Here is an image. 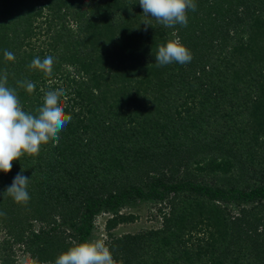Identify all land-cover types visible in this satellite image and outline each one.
I'll return each mask as SVG.
<instances>
[{
    "label": "trees",
    "instance_id": "1",
    "mask_svg": "<svg viewBox=\"0 0 264 264\" xmlns=\"http://www.w3.org/2000/svg\"><path fill=\"white\" fill-rule=\"evenodd\" d=\"M195 3L170 29L138 0H0V72L10 87L35 83L17 87L26 111L55 81L72 117L58 144L0 172V193L21 170L30 178L27 204L0 194V264L12 245L55 264L92 239L99 213L116 264H264V0ZM173 31L192 60L157 66ZM49 55L50 77L29 69ZM142 202L160 225L112 235L136 218L120 209Z\"/></svg>",
    "mask_w": 264,
    "mask_h": 264
},
{
    "label": "clouds",
    "instance_id": "2",
    "mask_svg": "<svg viewBox=\"0 0 264 264\" xmlns=\"http://www.w3.org/2000/svg\"><path fill=\"white\" fill-rule=\"evenodd\" d=\"M142 13L154 18L166 28L175 29L177 25L186 27L188 11L196 10L195 0H138ZM146 26L150 21L143 22ZM165 43L160 44L155 54L157 66L172 63L187 64L192 60L191 51L181 42L177 31L171 33ZM4 60L13 62V52L4 50ZM55 58L51 55L41 59L34 58L29 69L37 70L50 77ZM17 87L28 94L35 91L34 82L24 79L17 81ZM53 80L48 81L47 89L40 88L43 94L41 104L34 110H24L17 93V87L8 85V72H0V172L11 171L12 162L24 155H38L41 145L51 142L58 144L60 133L71 122V115L65 111L66 90L61 86L54 88ZM23 170L13 178L3 193L15 203L27 204L30 200V178ZM3 215V213H0ZM8 264H35L28 255L16 254L8 259ZM55 264H116L109 247L102 238L73 240L70 246L58 254Z\"/></svg>",
    "mask_w": 264,
    "mask_h": 264
},
{
    "label": "rangeland",
    "instance_id": "3",
    "mask_svg": "<svg viewBox=\"0 0 264 264\" xmlns=\"http://www.w3.org/2000/svg\"><path fill=\"white\" fill-rule=\"evenodd\" d=\"M43 25V24H42ZM43 38L45 35L39 34L35 39H32L34 46L40 47L42 46ZM157 204L150 202H142L139 203L135 207H124L120 209L121 213L124 214H133L136 218L131 222L120 223L117 224L113 229L110 230L112 235L119 236L123 233H139L151 228H157L160 225V216L157 212ZM109 213H99L95 215L93 219V229H92V239L102 238L105 240L107 245L109 238L106 235V231L104 229V222L107 217H109ZM33 228L37 229L39 223H32ZM4 237L3 231H0V241ZM12 256L16 254L28 255L27 253L22 252L20 246L12 245L11 246Z\"/></svg>",
    "mask_w": 264,
    "mask_h": 264
}]
</instances>
